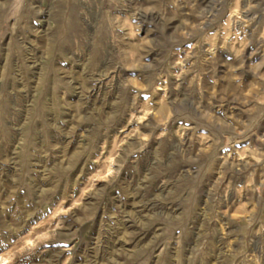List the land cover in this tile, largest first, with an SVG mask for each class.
I'll return each mask as SVG.
<instances>
[{"label": "rangeland", "instance_id": "1", "mask_svg": "<svg viewBox=\"0 0 264 264\" xmlns=\"http://www.w3.org/2000/svg\"><path fill=\"white\" fill-rule=\"evenodd\" d=\"M0 252L264 264V0H0Z\"/></svg>", "mask_w": 264, "mask_h": 264}, {"label": "bare ground", "instance_id": "2", "mask_svg": "<svg viewBox=\"0 0 264 264\" xmlns=\"http://www.w3.org/2000/svg\"><path fill=\"white\" fill-rule=\"evenodd\" d=\"M39 11V10H38ZM1 253V252H0ZM5 260V257L3 255H0V263H2Z\"/></svg>", "mask_w": 264, "mask_h": 264}]
</instances>
